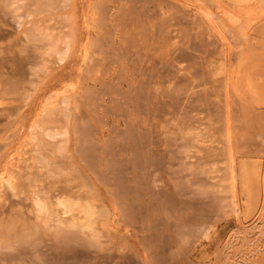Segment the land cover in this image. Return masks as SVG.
Returning <instances> with one entry per match:
<instances>
[{
	"label": "rangeland",
	"instance_id": "374dc122",
	"mask_svg": "<svg viewBox=\"0 0 264 264\" xmlns=\"http://www.w3.org/2000/svg\"><path fill=\"white\" fill-rule=\"evenodd\" d=\"M0 264H264V0H0Z\"/></svg>",
	"mask_w": 264,
	"mask_h": 264
},
{
	"label": "bare ground",
	"instance_id": "6f19581e",
	"mask_svg": "<svg viewBox=\"0 0 264 264\" xmlns=\"http://www.w3.org/2000/svg\"><path fill=\"white\" fill-rule=\"evenodd\" d=\"M72 243V242H71Z\"/></svg>",
	"mask_w": 264,
	"mask_h": 264
}]
</instances>
